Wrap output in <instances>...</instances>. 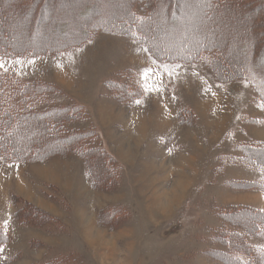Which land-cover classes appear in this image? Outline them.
Wrapping results in <instances>:
<instances>
[{"label": "rangeland", "instance_id": "1", "mask_svg": "<svg viewBox=\"0 0 264 264\" xmlns=\"http://www.w3.org/2000/svg\"><path fill=\"white\" fill-rule=\"evenodd\" d=\"M125 1L109 3L121 9ZM13 2L0 0L6 23L14 41H27L31 26L23 30L27 20L12 12ZM80 2L60 0L53 9L59 26H77L70 35L80 27ZM182 9V33L226 38L232 56L249 57L264 44V27L241 9L191 25L189 4ZM46 31L29 39L64 38L58 27ZM253 40L257 50L249 52ZM0 64L19 80L60 89L42 105H81L86 116L67 126L93 127L98 136L87 146L113 158L109 170L98 156L89 168L75 154L0 158V264H264L254 212L264 211V107L246 77L216 80L203 61L161 62L134 39L104 32L71 50Z\"/></svg>", "mask_w": 264, "mask_h": 264}, {"label": "trees", "instance_id": "2", "mask_svg": "<svg viewBox=\"0 0 264 264\" xmlns=\"http://www.w3.org/2000/svg\"><path fill=\"white\" fill-rule=\"evenodd\" d=\"M109 1L112 0H81L74 9L80 27L70 35L77 26L69 29L71 20L59 26L57 16L61 12L56 15L53 10L60 4V0H14L12 12L16 17L27 20L22 28L25 31L31 26L32 29L29 28L26 32L32 30L29 38L33 41L37 35L41 38L48 32L46 30L55 27H58V34L64 36L62 41L53 39L50 42L40 41L39 44L29 38L27 41H14L13 33L6 23L9 14L0 6V58L59 53L81 46L96 32L110 33L134 39L154 59L161 62L190 64L203 61L216 80L229 81L246 77L264 107V44L257 54L253 53L254 56L237 58L230 55L226 38L216 35L212 39L196 32L189 34L188 31L182 33L185 28H181L184 20L180 17V13L184 11L182 8L187 4L194 16L188 25L201 21L202 18L217 21L219 15L241 9L246 12L254 27H264V0H200L192 5L190 0H126L121 9L110 6ZM60 7L57 6L58 9ZM68 8L70 7L62 8L63 12L67 13ZM162 30H165L164 33ZM180 32L183 38L180 37ZM254 41L249 52L257 50ZM109 84L110 81L105 86L108 87ZM135 85L136 88L132 89L135 95L132 96L138 98L142 94V88L139 84ZM51 91L59 92L60 89L49 82L36 79L22 81L10 72L0 71V158L10 162H26L43 160L51 155L75 154L88 167V159H97L98 156L109 170L107 163L113 158H107V153L98 144L87 146L88 141L97 138V130L90 127L83 131L67 126V123L86 116L81 105H42L46 93ZM259 158L255 156L256 160ZM259 164L263 166L264 161ZM246 185L251 186L249 183ZM254 212L259 216L255 228V232L259 234L264 228V211ZM244 226L245 224L238 225L242 229ZM224 243L220 244L230 246L229 243Z\"/></svg>", "mask_w": 264, "mask_h": 264}, {"label": "snow or ice", "instance_id": "3", "mask_svg": "<svg viewBox=\"0 0 264 264\" xmlns=\"http://www.w3.org/2000/svg\"><path fill=\"white\" fill-rule=\"evenodd\" d=\"M0 67H3V65L0 64ZM151 72H152V69H146V70L144 71L143 75H144L145 77H147V75H148L149 73H151ZM157 90H159V89H157Z\"/></svg>", "mask_w": 264, "mask_h": 264}, {"label": "bare ground", "instance_id": "4", "mask_svg": "<svg viewBox=\"0 0 264 264\" xmlns=\"http://www.w3.org/2000/svg\"><path fill=\"white\" fill-rule=\"evenodd\" d=\"M115 1V0H114ZM75 3V2H74ZM73 9V8H72ZM75 9V8H74ZM94 9V8H93ZM75 11V10H74ZM186 11V10H185ZM180 13V12H179ZM236 23H237V21H236ZM240 39V38H239Z\"/></svg>", "mask_w": 264, "mask_h": 264}, {"label": "crops", "instance_id": "5", "mask_svg": "<svg viewBox=\"0 0 264 264\" xmlns=\"http://www.w3.org/2000/svg\"><path fill=\"white\" fill-rule=\"evenodd\" d=\"M247 204H249V203H247ZM247 206V205H246ZM257 210H260V209H257ZM263 211V210H262Z\"/></svg>", "mask_w": 264, "mask_h": 264}]
</instances>
